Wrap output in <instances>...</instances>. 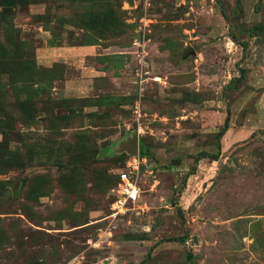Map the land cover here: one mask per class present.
Returning a JSON list of instances; mask_svg holds the SVG:
<instances>
[{"label": "rangeland", "instance_id": "obj_1", "mask_svg": "<svg viewBox=\"0 0 264 264\" xmlns=\"http://www.w3.org/2000/svg\"><path fill=\"white\" fill-rule=\"evenodd\" d=\"M13 2L0 264H264V0ZM81 46L100 73L68 96L80 73L62 58Z\"/></svg>", "mask_w": 264, "mask_h": 264}, {"label": "crops", "instance_id": "obj_2", "mask_svg": "<svg viewBox=\"0 0 264 264\" xmlns=\"http://www.w3.org/2000/svg\"><path fill=\"white\" fill-rule=\"evenodd\" d=\"M67 50L64 51L63 62L67 65L76 66L80 73V78L77 81H72L66 86V93L68 96H72L79 92L77 87L82 86L81 84H86L88 78H95L99 76V71L92 65L87 63L88 58L94 57L96 51L91 46H81L78 48H66ZM53 56L46 55L43 62L45 65H50L52 62L54 63L53 59L56 58ZM42 59H40V62ZM56 62V61H55ZM43 64V63H42Z\"/></svg>", "mask_w": 264, "mask_h": 264}, {"label": "built area", "instance_id": "obj_3", "mask_svg": "<svg viewBox=\"0 0 264 264\" xmlns=\"http://www.w3.org/2000/svg\"><path fill=\"white\" fill-rule=\"evenodd\" d=\"M141 162L142 160L139 155L133 156V158L127 163V169L125 170V172L120 175L121 181H122V185H121L122 191L126 195H129L131 198H135L133 196L135 192L131 193V189H133L132 184H131V180H132L131 177L139 173L138 171L140 170V167L142 165ZM146 162H147V159L144 158L143 163H146Z\"/></svg>", "mask_w": 264, "mask_h": 264}, {"label": "trees", "instance_id": "obj_4", "mask_svg": "<svg viewBox=\"0 0 264 264\" xmlns=\"http://www.w3.org/2000/svg\"><path fill=\"white\" fill-rule=\"evenodd\" d=\"M4 5H5V6H14V2H13V0H5ZM0 6H1V4H0ZM241 73H242V75H241L240 78H236V79H234V80L232 81L231 85H232L233 87H238V86L243 85V83H244V81H245V78H246V73H247V72H246L245 69H243V70L241 71ZM228 129H229V120H227V122H226V124H225V128H224V129L218 134V141H220V140L222 139V137L225 136V134H226V132L228 131ZM220 151H221V146H220V144H219V147H218V152H219V153H218V154H216V155H212V154H209V153H207V152H202V153H200V154L198 155V158H199V159L209 158V159H212L213 161H217L218 158H219ZM0 154H1V153H0ZM141 154H143V155H147L146 152L144 153V152H142V151H141ZM183 240H184V238L180 239L179 241H183Z\"/></svg>", "mask_w": 264, "mask_h": 264}, {"label": "water", "instance_id": "obj_5", "mask_svg": "<svg viewBox=\"0 0 264 264\" xmlns=\"http://www.w3.org/2000/svg\"><path fill=\"white\" fill-rule=\"evenodd\" d=\"M139 150V138L138 136H134L132 139H130L127 142V151L133 155L136 156L138 154Z\"/></svg>", "mask_w": 264, "mask_h": 264}, {"label": "bare ground", "instance_id": "obj_6", "mask_svg": "<svg viewBox=\"0 0 264 264\" xmlns=\"http://www.w3.org/2000/svg\"><path fill=\"white\" fill-rule=\"evenodd\" d=\"M136 192V191H135Z\"/></svg>", "mask_w": 264, "mask_h": 264}]
</instances>
